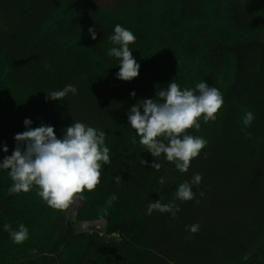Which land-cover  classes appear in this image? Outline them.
Instances as JSON below:
<instances>
[{"label": "trees", "instance_id": "1", "mask_svg": "<svg viewBox=\"0 0 264 264\" xmlns=\"http://www.w3.org/2000/svg\"><path fill=\"white\" fill-rule=\"evenodd\" d=\"M0 21V162L25 119L33 129L53 126L58 139L77 121L104 131L111 161L101 162L96 189L69 207L77 222H105L104 235L76 232L69 209L48 207L35 186L9 195L12 181L0 169V264H264V0H0ZM117 24L136 37L129 47L140 68L131 81L116 77L119 61L107 55ZM173 79L181 90L206 81L224 100L214 122L201 117L199 131L187 130L208 143L186 173L163 154L153 169L128 122L133 105L158 100ZM69 84L75 95L46 100ZM245 111L255 117L246 129ZM197 173L195 199L177 200L175 219L147 214ZM21 223L29 238L14 244L3 226ZM195 223L191 234L186 226Z\"/></svg>", "mask_w": 264, "mask_h": 264}, {"label": "clouds", "instance_id": "2", "mask_svg": "<svg viewBox=\"0 0 264 264\" xmlns=\"http://www.w3.org/2000/svg\"><path fill=\"white\" fill-rule=\"evenodd\" d=\"M88 31L95 40V29L89 28ZM108 39L116 45L107 53L119 61L120 70L116 77L123 81L138 77L140 65L129 47L135 42V35L117 24L114 34ZM69 93H77V88L72 84L62 90L47 92L46 100H64ZM130 95L135 97L136 93L133 91ZM155 97L159 99L140 100L133 105L128 112V122L140 137L139 143L154 157L151 164L153 169L160 170L162 165L156 162V158L163 154L167 162L173 163L181 173H186L191 161L200 155L208 143L203 137L186 132L192 128L199 131L201 117L204 124L214 122L223 107V96L206 81L197 83L194 89L181 90L173 79L166 89L157 91ZM254 118L251 111H245V129L250 127ZM31 124L30 119L24 120L27 130L15 135L16 146L12 154L0 162V169L6 170L12 181L8 194L27 193L35 186L36 195L48 207L66 211L75 200L86 199L83 195L85 190L93 192L96 189L100 183L101 162L105 165L111 162L110 150L105 146L106 133L77 121L64 129L63 137L58 139L53 126L42 124L33 129ZM246 136L250 138L251 133L247 132ZM3 151L8 152L6 145ZM140 163L148 165V161L143 159H140ZM121 179L120 176L114 177L117 184ZM201 180V174H195L190 182L179 185L171 202L161 203V197L149 203L147 214L151 215L153 211L171 213L175 219L180 211L176 201L183 203L195 199L192 186H199ZM165 182L164 177H160L158 183L164 185ZM200 195L203 196V192ZM116 199L117 196L113 194L108 198L107 205H112ZM196 202L199 203V200ZM3 227L14 244H23L29 238L28 228L23 223L19 224L18 230H13L10 224ZM199 229L198 223L186 226L191 234H196ZM31 251L35 253L36 250Z\"/></svg>", "mask_w": 264, "mask_h": 264}, {"label": "rangeland", "instance_id": "3", "mask_svg": "<svg viewBox=\"0 0 264 264\" xmlns=\"http://www.w3.org/2000/svg\"><path fill=\"white\" fill-rule=\"evenodd\" d=\"M2 23L0 21V28ZM67 219L74 222V228L76 232H85V233H100L105 234V222L103 221H92V222H77L75 220V211L69 209L67 211ZM112 237V236H111Z\"/></svg>", "mask_w": 264, "mask_h": 264}]
</instances>
